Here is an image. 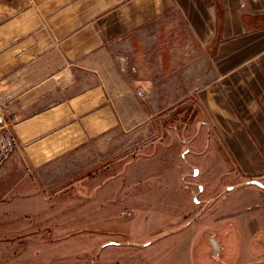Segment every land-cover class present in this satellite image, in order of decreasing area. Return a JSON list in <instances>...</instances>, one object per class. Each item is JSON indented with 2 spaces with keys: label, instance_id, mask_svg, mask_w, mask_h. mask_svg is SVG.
I'll return each mask as SVG.
<instances>
[{
  "label": "crops",
  "instance_id": "0c3cea01",
  "mask_svg": "<svg viewBox=\"0 0 264 264\" xmlns=\"http://www.w3.org/2000/svg\"><path fill=\"white\" fill-rule=\"evenodd\" d=\"M176 41L204 57L182 73L218 152L264 184V0H0V130L13 154L36 171L140 134L152 116L132 67L167 81Z\"/></svg>",
  "mask_w": 264,
  "mask_h": 264
},
{
  "label": "rangeland",
  "instance_id": "374dc122",
  "mask_svg": "<svg viewBox=\"0 0 264 264\" xmlns=\"http://www.w3.org/2000/svg\"><path fill=\"white\" fill-rule=\"evenodd\" d=\"M192 47L176 41L167 81L132 67L152 116L137 136L34 171L0 130V264H264V189L205 127L182 73L204 60Z\"/></svg>",
  "mask_w": 264,
  "mask_h": 264
},
{
  "label": "water",
  "instance_id": "95a60500",
  "mask_svg": "<svg viewBox=\"0 0 264 264\" xmlns=\"http://www.w3.org/2000/svg\"><path fill=\"white\" fill-rule=\"evenodd\" d=\"M0 123H1V117H0ZM193 175H194V177L197 176L198 175V170L194 169ZM247 184L251 185V186L259 187L261 189H264V186L260 182H258L256 180L249 181ZM199 191H201V187L199 188ZM194 201L197 202L196 199H194Z\"/></svg>",
  "mask_w": 264,
  "mask_h": 264
},
{
  "label": "trees",
  "instance_id": "16d2710c",
  "mask_svg": "<svg viewBox=\"0 0 264 264\" xmlns=\"http://www.w3.org/2000/svg\"><path fill=\"white\" fill-rule=\"evenodd\" d=\"M3 161H4V158L0 159V164H1ZM88 176H90V174H89Z\"/></svg>",
  "mask_w": 264,
  "mask_h": 264
}]
</instances>
